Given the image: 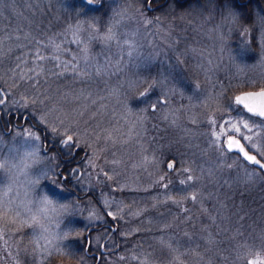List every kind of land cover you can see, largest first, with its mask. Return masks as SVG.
I'll return each instance as SVG.
<instances>
[{
  "label": "rangeland",
  "instance_id": "1",
  "mask_svg": "<svg viewBox=\"0 0 264 264\" xmlns=\"http://www.w3.org/2000/svg\"><path fill=\"white\" fill-rule=\"evenodd\" d=\"M99 1L110 11L86 12L83 0H0V83L8 99L3 109L27 107L47 132L66 133L85 147L76 184L100 192L99 203L113 218L125 210L122 194L132 198L129 215L145 216L147 223L161 207L166 220L158 230L150 227L151 237L161 229L173 233L154 240L168 239L175 263L264 264V173L225 146L236 135L264 160V119L233 101L245 87H264V35L250 24L257 10L264 14V5L237 11L249 24L233 28L209 1H193L175 18L156 21L142 0ZM200 8H214L216 16L192 11ZM113 9L127 15L116 41L106 45ZM45 69L56 84L44 80ZM28 148L39 157L30 170L39 191L69 211L53 221L54 241L37 236L20 212L0 211V264H53L74 250L90 225L104 220L90 198L60 183L62 163L53 151L45 153L41 132L30 125L11 133L0 127V159L15 161ZM5 182L0 172V184ZM28 183L26 175L17 197L30 212ZM103 237L94 233L93 247ZM189 239L199 242L202 254H192L197 251L188 247ZM133 252L118 253L113 264H140L144 255Z\"/></svg>",
  "mask_w": 264,
  "mask_h": 264
},
{
  "label": "flooded vegetation",
  "instance_id": "2",
  "mask_svg": "<svg viewBox=\"0 0 264 264\" xmlns=\"http://www.w3.org/2000/svg\"><path fill=\"white\" fill-rule=\"evenodd\" d=\"M83 1H84V5H86L85 7H89V8L101 9L105 6L104 3L99 0H83ZM193 1H201V2L209 1L211 2V4L220 8L219 9L220 11H225L230 8L235 9L236 11H239V10L246 11L248 9H252V7L254 6L258 7V6L264 5V0H142V8L146 10L147 12L146 14L150 16L151 18H153L154 21L167 20L168 17L175 18L184 7H186L188 4L192 3ZM87 14H90V13H87ZM79 15L81 17L87 16L85 13H80ZM92 15L100 16L99 17L100 19L108 16L106 14H92ZM0 95L3 97L2 100H0V127L1 129L7 133H11L15 128L21 129V128H24L30 125L35 131L41 132L45 153H49L53 151L55 155L58 157V159L60 158V161L62 162V165L58 173L63 175V178L66 181V187H68V189L71 190V192L76 195L83 196V197L85 196V198L89 196L94 198L98 206L103 210L104 220L97 224L90 225L85 231V236H86L88 229L91 226L95 227V229L91 231L89 234L90 239H91L90 244L87 245V239L85 240L86 244L84 248V254L87 258L90 259V264H96V261L98 258L97 252H101L103 246L108 249V252L110 251L112 252L114 250L113 248H110L107 245H105V243L107 242L108 237L111 236V233L115 231L113 227L114 225H117V221L113 219L111 216H109L105 208L101 206L99 201L95 198L96 194H94L95 193L94 191L93 193H89V192H92V190H88L86 193H78L74 189L73 184L74 182H76L75 177L77 176V175H74L75 170H77L79 168V165L82 164L87 158L88 150L82 146L80 148V145H74V142L72 141H70L69 143H63L62 146L54 142H50V143L46 142L43 137V127L39 123L36 122V120L31 114L26 113V112L24 113L20 109L19 110L18 109L10 110V108H8L7 110L3 109V105L5 101L7 100V98H6V92L2 86H0ZM27 115H29L30 117H26ZM246 147L250 151L255 152L251 150L247 145ZM243 160L246 163H248L250 166H254L250 164L249 162H247L244 158ZM254 167H257V166H254ZM257 168L262 171L261 168L259 167ZM68 177H70L71 178L70 180L72 181H68L69 179ZM97 232L104 233V237L100 245L95 248L93 247L92 235ZM182 239H185V237L181 238V240ZM187 242H189L188 247L189 246L194 247L195 248L194 250L197 251V253L193 252L192 254H195V255L202 254V251L199 250L201 247L199 245V242L196 243L194 241H191L190 239ZM188 247L185 248V251L188 250ZM191 250L192 249H189L190 253H191ZM108 252L103 253L102 258H103V255L108 254Z\"/></svg>",
  "mask_w": 264,
  "mask_h": 264
},
{
  "label": "trees",
  "instance_id": "3",
  "mask_svg": "<svg viewBox=\"0 0 264 264\" xmlns=\"http://www.w3.org/2000/svg\"><path fill=\"white\" fill-rule=\"evenodd\" d=\"M96 9L97 8H89L86 10V12L96 10ZM99 10L103 11V12H109L110 11L108 6L103 7V10H101V9H99ZM45 71H47L48 73H44L45 74L44 80L49 85L56 84V82L53 83V78H52L53 72H52V70L45 69ZM60 82H62V81H60ZM2 85H4V84L0 83V86H2ZM245 88L248 89V87H245ZM245 88H244V90H245ZM13 94H15V96H16L15 92H13ZM7 101H8V99L5 102H7ZM51 101L52 100H49L48 102L50 103ZM8 108H10V110H13V109L19 110L20 109L24 113L25 112L30 113L29 109H27V107L18 108L17 106L11 105ZM65 134L66 133L55 134L54 132H47V130L43 127V137H44V140L48 143L54 142V143L62 146L64 141L68 140V137H66ZM59 139H60V141H63L62 144H59V142H58ZM71 141L74 142L73 139ZM80 148H81V146H80ZM68 178H69L68 181H72V180H70L71 179L70 177H68ZM80 178L81 177L79 176V174L75 177L76 182H74V184H73L75 191L78 193H86L88 190H92V192H89V193H93V191H94L95 192L94 194H96L95 198L97 200H99L100 199L99 197L101 196V194H100V192L95 190V188H90V189L82 191V189L79 186H77L76 183L78 180H80ZM59 181L63 186H65V188H68V187H66V181L64 180L63 175H61V174H59ZM77 196L79 198L81 197L79 195H77ZM118 197L121 201L120 207L122 205L125 208V210H124L121 218H119V217L113 218L111 216L113 219H115L117 221V228L115 231H113L111 233V236L108 237V240L105 244L108 246V244L110 242H112V246H113L112 248L114 250L112 252L111 251L108 252V254L103 255V258H102L100 264H113V257L115 256L114 258H116V255H118V253L123 252V253H128V254H134L133 251L144 255L143 259L138 260L140 262V264H177L173 261L174 258L171 255H169L170 254V245L168 244V241H167L168 239H165V241H160V242H155V240H154L156 237L166 238L170 234L172 235L173 233L161 229L159 231V233L158 232L156 234L154 233L155 236L152 235V237H151L150 227H156V230H158L159 228H157V226H161V224H163V222H165V220H166V214L160 215L161 207H159L158 211H157V209L152 210L153 216L150 217V220H153V223L151 224V223L146 222L148 220V218L145 216L143 218V216L141 217L140 215H134L133 214L134 217L132 215L131 216L129 215V214H131V211H130L131 207H134L131 196H127V195L122 194ZM88 198H90L89 202L91 204L98 206V204L96 203V200L94 198H92L90 196ZM146 212H148L147 213V215H148L149 210H146ZM155 212L157 213V215L159 217L155 214ZM163 218H165V220H163ZM181 237H182V235H181ZM177 239H180V236ZM85 240H86V237L84 234L81 239L75 240V243L73 245L74 250H72V251H74L73 253H71L72 251L67 250L68 253L65 252V254L63 253L62 255L57 256L56 258L52 259L53 260L52 263L53 264H64L66 262L72 263V261L80 260L82 257H86L84 254V248H85V244H86ZM72 254H73V256H71ZM124 261H126V260H123V262Z\"/></svg>",
  "mask_w": 264,
  "mask_h": 264
},
{
  "label": "clouds",
  "instance_id": "4",
  "mask_svg": "<svg viewBox=\"0 0 264 264\" xmlns=\"http://www.w3.org/2000/svg\"><path fill=\"white\" fill-rule=\"evenodd\" d=\"M192 11L199 17L216 16L214 8H209L207 11L204 9H192ZM222 23H231L235 28L237 24L245 25L249 24L243 21L240 14L235 9H227L223 13ZM110 19L112 26V33L110 39L105 41L106 45L113 44L117 39V31L123 17L127 13H122L119 9H113ZM258 35H264V14H261L258 10L254 14V20L250 23ZM260 54V52H259ZM21 156L15 161L9 159H0V172H3L6 176V182L0 184V211L4 213L12 212L16 214L20 212L21 217H26L25 223L31 222L36 230V235L41 239L51 238L53 241L57 236L56 224L53 222L60 213L69 211V206L60 204L57 198L50 196L47 192H40L36 179L30 175V170L39 163V157L33 152L31 148L21 149ZM28 175L31 179V183L27 184L30 189V195L32 197V204L30 205L31 211H25L24 207L20 206L17 197V184L24 179V176ZM23 191V189H21ZM48 200L50 203H45ZM34 246V245H33ZM49 246H52L49 244Z\"/></svg>",
  "mask_w": 264,
  "mask_h": 264
},
{
  "label": "water",
  "instance_id": "5",
  "mask_svg": "<svg viewBox=\"0 0 264 264\" xmlns=\"http://www.w3.org/2000/svg\"><path fill=\"white\" fill-rule=\"evenodd\" d=\"M260 92H264V88L243 90V91L237 92V93L234 95L233 100H234V102H235L237 105H239L240 107H242V109H243L245 112H247V113H249V114H251V115H253V116H257V115H255V114H253V113L248 112L247 108H246L243 104L238 103L237 100H236V98H237L238 96H239V97H246V98H247V99H246V103H248V104H253V105L264 104V97H260V96H252V97H249V96H248L249 93H260ZM26 117H30V116L27 115ZM257 117H259V116H257ZM259 118L264 119V117H259ZM229 138H232V139H234V140H236V141H239L240 144H242V145L244 146L245 150H247V151L249 152L250 155H254V156L256 157V159L260 160V165H257V164H255L254 162L249 161V160H247L246 158H244L243 153L239 151V148H238V147H235V146H234L233 148L229 149L228 146H227V145H228V140H229ZM225 146H226V149H227L229 152H234V153H237V154L241 155V156H242L247 162H249L250 164H252V165H254V166H257V167L261 168V169L264 171V167H262V165H264V161H263L260 157H258L257 154H256L255 152L250 151V150L246 147V145L244 144V142L241 140L240 137H238V136H236V135H230V136L227 138V142H226ZM116 228H117V225H114L113 229H116ZM94 229H95V227H94V226H91V227L88 229V231H87V234H86L87 245H89V244H90V241H91V239H90V235H89V234H90V232L93 231ZM107 251H108L107 248H105V247L103 246L101 252H97V257H98V258H97L96 264H99V263L101 262L102 254H103V253H106Z\"/></svg>",
  "mask_w": 264,
  "mask_h": 264
},
{
  "label": "snow or ice",
  "instance_id": "6",
  "mask_svg": "<svg viewBox=\"0 0 264 264\" xmlns=\"http://www.w3.org/2000/svg\"><path fill=\"white\" fill-rule=\"evenodd\" d=\"M106 39H110V36L107 37ZM248 96L249 97H252V96L264 97V92L249 93ZM246 99H247L246 97H239V96L236 98L237 102L240 103V104H243L247 108L248 112L253 113V114H255V115L259 116V117H264V104H260V105L248 104V103H246ZM243 126H244V128H248L249 127V125L247 123H245ZM233 127H235L237 131H239V128L236 125H233ZM246 139L251 141L252 137L249 136V137H246ZM70 141H71V137H69L68 140L64 141V143H69ZM227 146H228L229 149L233 148L234 146L238 147L239 151L243 153L244 158H246L249 161L254 162L257 165H260V160L256 159V157L254 155H250L249 152L247 150H245L244 146L242 144H240L239 141H236V140H234L232 138H229ZM252 147L255 148L256 145L253 144ZM262 167H264V165H262ZM191 179H192V177L190 176L189 180H191ZM194 198L195 197H193V199ZM44 202L46 204L50 203V201H48V200H45ZM105 203H107V201H105ZM108 215L111 216L112 213H108ZM91 218L92 219H98V217L95 215V213L92 214Z\"/></svg>",
  "mask_w": 264,
  "mask_h": 264
}]
</instances>
